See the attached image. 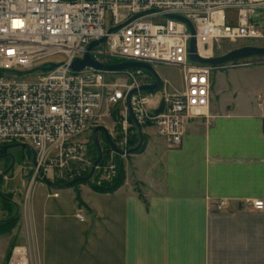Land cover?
<instances>
[{
  "label": "built area",
  "instance_id": "2783aa9c",
  "mask_svg": "<svg viewBox=\"0 0 264 264\" xmlns=\"http://www.w3.org/2000/svg\"><path fill=\"white\" fill-rule=\"evenodd\" d=\"M262 7L264 0H0V146L31 149V182L43 175L68 182L84 176L95 162L80 137L112 118V107L119 106L120 128L112 138L122 153L106 142L94 172L106 180L117 175L119 159L135 147L131 140L136 125L127 96L154 80L143 68L73 70L74 60L84 58L93 41L105 38L90 50L100 63L133 61L183 68L184 91L168 93L161 84L163 95L156 104L154 93L145 90L131 97L141 125L154 127L170 147H178L189 120L209 117L216 68L191 57L192 38L196 54L205 59L219 56L223 41L250 45L258 41L264 46V26L254 18ZM172 15L187 19L193 31ZM57 54H63L59 61L53 60ZM50 62L56 66L35 70ZM108 73L115 78L108 80ZM226 203L222 199L215 208ZM247 204L264 209L262 199ZM77 216L85 220L81 210ZM28 235L29 242L15 245L6 264L39 263L31 229Z\"/></svg>",
  "mask_w": 264,
  "mask_h": 264
},
{
  "label": "crops",
  "instance_id": "0c3cea01",
  "mask_svg": "<svg viewBox=\"0 0 264 264\" xmlns=\"http://www.w3.org/2000/svg\"><path fill=\"white\" fill-rule=\"evenodd\" d=\"M243 64L253 69L242 83L215 91L212 75L209 117L189 120L178 147L142 126L115 191L30 181L19 224L0 232V264L29 229L38 264H264V209L247 204L264 201V60ZM10 207L0 201V222Z\"/></svg>",
  "mask_w": 264,
  "mask_h": 264
},
{
  "label": "rangeland",
  "instance_id": "374dc122",
  "mask_svg": "<svg viewBox=\"0 0 264 264\" xmlns=\"http://www.w3.org/2000/svg\"><path fill=\"white\" fill-rule=\"evenodd\" d=\"M255 20L262 26H264V7L261 9H257L256 13L254 14ZM246 45H250L246 41H237V42H220L218 46L217 53L219 55H225L230 51L237 49L239 47H243ZM254 45H262V43H258V41L254 42ZM63 58V54H57L53 57V60H61ZM253 60H264V56H253L243 59L234 60L225 64L227 67L223 70L220 68H216L213 72V80L215 82V91L222 87L223 83L229 82H239L242 83L247 79L249 76V72L253 69V66L246 65L243 63H247ZM242 64V65H240ZM155 69L158 71L162 78V87L165 88L168 93H178L184 91L185 83H184V70L181 66L175 64H158L155 66ZM150 80H154L153 76L150 75ZM106 78L112 80L115 78V75L108 73L106 74ZM225 85V84H224ZM242 90V89H241ZM154 94V101L155 104L161 99L163 95L162 88H158ZM219 98H222L221 92L218 94ZM112 118H105L104 123L101 125L105 126L111 136L116 134L120 128V111L119 106L112 107ZM145 126V125H144ZM94 131L88 132L85 135L80 137V141L86 143L89 156L95 159V143H94ZM103 132V131H102ZM100 131L99 139L101 145H105L106 140L104 138V134ZM13 146L8 149V151L3 154L4 158L0 159V201H3L4 205L8 207L9 205V213L11 215H15L18 219L15 222L14 226L19 224L20 218L23 217L24 211L26 210L27 201L30 200L28 197L29 191L27 190V186L29 182L32 180V172L31 169L32 165V151L26 146H19L16 144H12ZM97 159V158H96ZM95 159V160H96ZM123 159V158H122ZM120 163H123L122 160ZM119 169V168H118ZM91 171V170H90ZM90 171L88 170L84 176L86 177ZM101 173L98 175H94L89 179L93 183H97L98 185L105 181L106 179L101 177ZM118 175V173H117ZM116 175V176H117ZM81 178V177H79ZM44 179L36 178L35 183ZM51 182H62L67 183L66 180L62 178L55 177L49 179ZM71 181V180H70ZM69 182V181H68ZM81 184L89 185V183H77L75 185L79 186ZM30 187V186H29ZM36 187V186H35ZM33 186L30 190V194L33 193L32 191ZM1 194L8 197L10 200H5L1 197ZM8 201L7 203H5ZM17 201L18 204L15 202ZM14 204L18 206V210L15 212ZM22 216V217H21ZM8 237V236H7ZM1 238L0 239V250H5L9 245V238ZM37 249V247H36ZM38 254V250H37ZM39 257V254H38Z\"/></svg>",
  "mask_w": 264,
  "mask_h": 264
},
{
  "label": "water",
  "instance_id": "95a60500",
  "mask_svg": "<svg viewBox=\"0 0 264 264\" xmlns=\"http://www.w3.org/2000/svg\"><path fill=\"white\" fill-rule=\"evenodd\" d=\"M143 13H140L139 15H142ZM136 15V16H139ZM176 18L185 20L189 25L190 28L193 31L192 25L191 23L187 20L184 19L183 17H180L178 15H172ZM105 38L101 39V40H96L93 41L89 47H88V52L85 54L84 58H77L74 60L73 64H72V68L75 71H81L83 70L85 67L87 66H93L97 69L100 70H104L107 72H122L125 71L126 69H132V68H143L145 70H147L151 75H153L155 82L151 83V84H144L141 85L138 88H134L132 89L128 96H127V107L129 110V114L131 117V120L133 121V123L136 125L138 132H139V137H140V141L139 143L129 149L128 151H126L127 154H132L137 152L144 141V133H143V128L141 123L139 122V120L137 119V117L135 116L133 110H132V106H131V97L134 93H136L138 90H145L148 92H155L162 84V78L160 76V74L158 73V71L155 69L154 66L145 63V62H133V61H128V62H121V63H117V64H104V63H100L98 61H96L90 50L95 47L96 45L100 44L101 42H104ZM190 55L194 60H197L198 62L204 63V64H210L213 65L215 67L217 66H221V65H225L228 62L234 61V60H238V59H243V58H248V57H253V56H264V46H260V45H246L243 47H239L237 49H234L232 51H230L229 53L225 54V55H219L215 58H211V59H205V58H200L198 57V55L196 54V41L195 38H192L191 40V45H190ZM56 66L55 63L50 62V63H44L42 65H39L38 67H36L35 70H47V69H52ZM100 131H103L104 133V138L106 140V142L117 152L122 153V151L116 146L109 130L103 126V125H99L94 129V143H95V147L97 149L98 152V157L95 160L93 167L90 171V173L86 176V177H81V178H75L69 182L66 183L65 187H71L77 183H83L88 181L94 174L95 172V168L96 166L99 164V162L102 159V145L99 139V133ZM20 145V144H19ZM13 145H4V146H0V150L3 149H9L10 147H12ZM4 155H0V157H3ZM33 163L35 164V155L33 156ZM43 179L44 181H46L47 183H51V181L43 175ZM1 197L5 200H10L8 197H6L5 195L1 194Z\"/></svg>",
  "mask_w": 264,
  "mask_h": 264
},
{
  "label": "trees",
  "instance_id": "16d2710c",
  "mask_svg": "<svg viewBox=\"0 0 264 264\" xmlns=\"http://www.w3.org/2000/svg\"><path fill=\"white\" fill-rule=\"evenodd\" d=\"M135 130H136V134L134 135V137L131 140V144L133 146H136L139 143V132H138L137 127H135ZM104 147L105 146H102V148H104ZM94 150H95V155H96L95 159H96L98 157V152H97V149H94ZM121 160L122 159H119V162H118V168H119L118 169V175L115 176L112 180L102 181L99 185L97 183H93L90 180L86 181L85 183H89V186L98 192L115 191L124 181V170H123L122 163H120ZM51 185L56 187V188H61V187L66 186V182L65 183L51 182ZM7 202L8 201H6L5 203H7ZM17 219H18L17 217H14V218L7 220V221H1L0 222V232L9 230L10 228L14 227Z\"/></svg>",
  "mask_w": 264,
  "mask_h": 264
},
{
  "label": "flooded vegetation",
  "instance_id": "af4514ba",
  "mask_svg": "<svg viewBox=\"0 0 264 264\" xmlns=\"http://www.w3.org/2000/svg\"><path fill=\"white\" fill-rule=\"evenodd\" d=\"M153 76V75H152ZM154 78V77H153ZM154 82H155V79H154ZM102 132V131H101ZM102 134H104L103 132H102ZM8 151V149H3V150H0V155H3V154H5L6 152ZM4 157H0V159H3Z\"/></svg>",
  "mask_w": 264,
  "mask_h": 264
}]
</instances>
